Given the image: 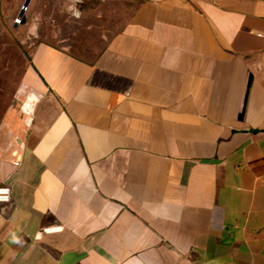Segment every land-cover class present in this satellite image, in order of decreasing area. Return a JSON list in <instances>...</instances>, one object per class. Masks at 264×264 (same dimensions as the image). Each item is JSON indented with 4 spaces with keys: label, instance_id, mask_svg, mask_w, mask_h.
<instances>
[{
    "label": "crops",
    "instance_id": "0c3cea01",
    "mask_svg": "<svg viewBox=\"0 0 264 264\" xmlns=\"http://www.w3.org/2000/svg\"><path fill=\"white\" fill-rule=\"evenodd\" d=\"M24 80L0 264H264V0H142L91 59L35 45Z\"/></svg>",
    "mask_w": 264,
    "mask_h": 264
},
{
    "label": "rangeland",
    "instance_id": "374dc122",
    "mask_svg": "<svg viewBox=\"0 0 264 264\" xmlns=\"http://www.w3.org/2000/svg\"><path fill=\"white\" fill-rule=\"evenodd\" d=\"M24 1L0 0V119L12 109L25 116L33 96L24 77L35 45L49 43L91 59L142 0H31L21 22Z\"/></svg>",
    "mask_w": 264,
    "mask_h": 264
},
{
    "label": "built area",
    "instance_id": "2783aa9c",
    "mask_svg": "<svg viewBox=\"0 0 264 264\" xmlns=\"http://www.w3.org/2000/svg\"><path fill=\"white\" fill-rule=\"evenodd\" d=\"M11 199V189L7 185H0V202H9Z\"/></svg>",
    "mask_w": 264,
    "mask_h": 264
},
{
    "label": "water",
    "instance_id": "95a60500",
    "mask_svg": "<svg viewBox=\"0 0 264 264\" xmlns=\"http://www.w3.org/2000/svg\"><path fill=\"white\" fill-rule=\"evenodd\" d=\"M31 0H25L22 7H21V11H20V19L21 22L25 21V10L27 9L28 5L30 4Z\"/></svg>",
    "mask_w": 264,
    "mask_h": 264
},
{
    "label": "bare ground",
    "instance_id": "6f19581e",
    "mask_svg": "<svg viewBox=\"0 0 264 264\" xmlns=\"http://www.w3.org/2000/svg\"><path fill=\"white\" fill-rule=\"evenodd\" d=\"M66 8H69V4L66 3Z\"/></svg>",
    "mask_w": 264,
    "mask_h": 264
}]
</instances>
